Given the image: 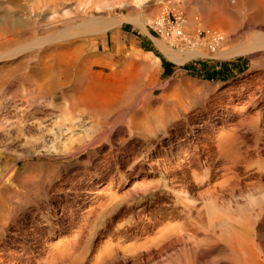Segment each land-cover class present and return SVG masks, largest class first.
Wrapping results in <instances>:
<instances>
[{
  "label": "bare ground",
  "instance_id": "bare-ground-1",
  "mask_svg": "<svg viewBox=\"0 0 264 264\" xmlns=\"http://www.w3.org/2000/svg\"><path fill=\"white\" fill-rule=\"evenodd\" d=\"M143 1L0 0V134L7 140L11 138L16 145H14V152L12 150L13 156H9L10 150L6 151L8 153H5L6 155L0 151V249L9 244L11 251L5 254L13 259L19 258L18 260L10 259L11 263H4L0 255V264H58L61 257L70 252L69 250L72 252L73 244L71 245L69 241L50 244L47 241V237L54 233L55 222L66 220L68 229L77 224L74 241L80 236L82 230L88 227H93L94 232H97L99 226L96 225L99 224L107 230L106 223H111V208L114 209L119 203L115 195L111 194L108 200L109 206L101 205L98 210H93V207L89 208L93 198L91 192L97 188L99 183L107 179L110 183L112 176L107 175L106 172L111 165H114L115 172H118V161L128 153L130 142L140 144L139 151H135L132 163L142 157H147L155 146L153 142L158 134L167 138V141L157 140L160 148L166 152V148L173 145L171 141L173 137L169 128L173 127V123L178 124L180 121L184 122L185 126L196 130L191 131L195 132L191 133L193 136L191 140L188 134H184L187 138L184 139V144L180 145V149L184 146L191 147L192 153L184 150L183 160L191 162V159L203 158L202 163L207 166L204 172L208 180L214 175L211 174V169L220 172L219 179L212 187L214 189L211 194L213 195L211 196L212 201L204 202V216L194 217L195 221H188L186 217L187 224L192 230L186 231L187 229L184 228L186 224L168 227L166 226L168 221L166 223L164 221L163 225L161 224L162 227H159V234H154V237L150 236V240L152 237V240L159 239L160 243L163 241L161 248H168L173 241L178 242L179 247L175 246L174 251L168 256L165 252L167 258L161 260L165 264H187L188 255L197 250L200 251L203 246L196 229H203L205 222L209 225L218 222L223 227L221 238L230 243V249L246 254L249 246H247L245 236L234 231L229 224L231 219L215 212L211 205L214 200L221 198L222 194L225 195V192L226 194L241 192L243 185L246 184H244V177L240 171L243 167L250 166L252 160L248 157L249 149H243L241 146L243 139L240 130L245 128L246 131L254 132L258 139L261 138L262 133L261 131L258 133L257 126L243 116L229 125H226L227 120L225 119L232 120L228 110L243 115L252 95L239 101L237 106L225 102L222 106L226 111L220 110L214 113L211 120H215L218 114L223 125L214 132L216 134L213 133L214 135L207 137L213 138V149H211L208 141L204 138L200 139L199 135L201 130L210 126V117L209 120L204 119L200 124H194V118H189L185 114L186 100L189 102L190 99L188 97L189 99L185 100V97L188 95L185 94L184 97L185 105L181 103L182 95L175 98L180 99V102L172 101L174 103L170 105L171 107L167 105L169 102L164 96V91L159 96L158 94L155 96V88L158 86L155 78L158 57L135 49H128L129 52H125L128 50L125 44L126 37L121 33L123 23L130 22L142 31L146 30L147 24H153L152 21L150 22V16L156 10L152 8L154 6H151L152 0L142 3ZM195 1L170 0L169 2L176 15L188 17L183 21L185 24H182V20L179 22V27L184 34V29L193 28L201 18V25L209 34L219 31L218 29L221 30L222 34H215L216 38H211L215 41V46L217 41L225 37L228 41L235 42V46L232 45L233 50H227L223 55L232 56L247 53L256 47L263 46L264 48V35L251 36L250 24L246 28L250 31L233 32L237 26L242 25L239 16L247 15L254 23L264 18V0H232V3L226 0L218 4L215 2L210 6L209 1L208 8H205L206 11L200 16H197L200 10ZM162 19L157 20L155 25H162ZM252 20L249 21L252 22ZM162 35L175 43L174 36L168 37L164 33ZM248 35H250L249 39H247ZM185 36L188 37L186 34ZM242 40L244 42H241ZM240 42L248 44L242 46L239 45ZM198 53L200 52L193 50L181 57L179 54L168 51L166 55L169 59L179 63ZM176 84V86L181 85V82ZM36 85H40L41 89L45 86L42 92L46 90L49 92L42 93L39 89L40 95L39 91L34 95L27 94L29 91L32 92L31 90H34ZM32 87L34 89H31ZM195 119L198 122L202 117L199 115ZM9 124H11L10 127H8ZM0 146V149H3V145ZM81 157L85 158V162L80 164V168L65 165L64 170L66 171L62 175L58 174L59 172L53 173V168L48 166V162H40L42 159L77 160ZM35 159L37 162H32ZM94 159L96 161L92 163ZM23 160L25 163L21 164ZM213 160L217 162V165L208 163ZM37 184L40 189L47 187V190L53 184V190L57 191L55 200L52 201L48 192L44 191L43 195L46 200L44 204L40 205L36 201L30 202V207L17 213L16 209L19 206L16 208L17 205L14 206L13 202L15 204L18 202L23 189L35 187ZM183 192L181 190V194ZM178 196L184 198L182 195ZM253 201V203L264 201V194H259ZM155 204L160 205L158 198H155ZM180 204L187 206L186 215L191 218L190 213L192 209H195V205L185 202ZM53 205L57 209L51 212ZM85 208L89 209L85 211ZM143 208H138V211H142ZM81 210L83 213L80 214ZM147 218L150 220L152 217ZM128 222L130 225L127 229L132 230L133 222L132 220ZM208 231L206 238L211 237V235L207 236ZM165 233H172L174 236L164 239ZM118 238L123 239L114 243L111 240L101 243V248L107 250L99 257L108 258L118 249L125 253L142 247L139 246L137 240H133L129 245L131 241L127 242L133 237L128 234ZM206 238L204 237L205 240ZM88 239L91 241V238ZM29 240L32 242H28ZM63 244L64 246L61 247ZM31 246L32 250L28 252ZM152 246L153 244L150 248ZM82 249L85 250L84 247ZM143 251L145 252L146 249ZM150 253L149 251L148 254ZM72 255L69 253V256ZM81 257H77L73 264H77Z\"/></svg>",
  "mask_w": 264,
  "mask_h": 264
},
{
  "label": "rangeland",
  "instance_id": "rangeland-1",
  "mask_svg": "<svg viewBox=\"0 0 264 264\" xmlns=\"http://www.w3.org/2000/svg\"><path fill=\"white\" fill-rule=\"evenodd\" d=\"M145 1L146 0H144L142 3H144ZM162 1H165L167 4L165 2L163 4ZM198 1L199 0H196L195 4H197V7L201 12L199 11L197 16H200L202 12L206 11L209 1V6L213 5V3L215 2L216 4L226 2V0H200L199 3ZM228 1L230 3L233 2L232 0ZM169 2L170 0H152L151 6H154L152 8L156 11L150 16V22L152 21L153 24H147L145 31H142L138 27H134L130 22L123 23L124 25L121 28V33L126 37V50H140L143 53L147 52L145 54H149L151 56L155 55L158 57L157 72L155 73L157 83L156 85L158 86H156L155 88V96L157 94V96H159L160 93L164 91V96L167 98V102H169L167 103V105L171 107V104L174 103L172 101L178 100L175 98H177L178 96L181 97L183 95V97H181V103H184L183 105H185V103L187 102V112L185 110V114L189 118H194V124H200L202 123V121H204V119L209 120L210 117V126L205 127L203 131L201 130V133L199 135L200 139H206L209 143L210 148L213 149V138L209 139L207 137H211V135L216 134L214 132L217 131V129H219L218 127H221L223 123L219 119L220 115L217 114V118H215V120H211V117L215 112H218L220 110L226 111L222 106L225 102L237 106L239 105V101L247 99L248 95H252L251 101L249 100V103L246 104L244 114L242 115L241 113L239 114L238 112L228 110V113L230 114L232 120L226 118L225 121H227L225 123L226 125L235 123L243 116L251 120L253 125L255 124L257 126L258 133L260 131L262 133L261 138L258 139L254 132L246 131L245 128H242L240 130L243 139V143L241 146L243 149H249L248 157L252 160L250 166L243 168L241 167L242 171H240L241 168L239 169L241 175L244 177V184L246 183L245 185L247 186L243 185L242 191H237L238 193L235 192L234 194H231L228 192L226 194L225 192V195L222 194V196H220L221 198L214 200L213 204L211 205L215 212L221 214L222 216H227L231 219L229 224L234 231L245 236L247 246H249L246 254H242L230 249V243L224 241L223 238H221V231H223V227L220 226L218 222H216L214 225H211L212 223L209 225L208 222H205V227H207V229L205 227L203 229H196V231L198 230L199 232L200 230L201 232H196L203 243V246L200 249L201 252L197 250L195 252L196 254L192 253L188 255L187 264H264V201L253 203L255 197H257L259 194H264V48L263 46L256 47L247 53H238L233 54L232 56L223 55L225 51L233 50L234 47H232V45L235 46V42L228 41L226 39L227 37H225L223 40L220 39L219 41H217L216 47H214V49H211L208 39L213 37L216 38L215 34L220 35V33L222 34V32L220 29H218L219 31L209 34L208 31L205 30L206 28L201 25V18L199 19V23L193 28L187 30L184 29L185 31L183 30L188 36L185 38V40H180L176 44L172 43L168 38L162 35V32L160 30H158L155 25L156 21L163 18L165 19V21L168 20L172 24L181 22V20L182 24H185V22L183 21L187 20L188 17H179L178 15H176L172 11L173 8L170 7L171 3ZM201 5L205 6L203 7ZM239 19V21L242 22V25L237 26V28H239L240 26L242 28L240 27L238 30L237 28H233L235 29L233 32L247 31L250 29L251 31H249L251 36L255 34L264 35V18H261L260 21H256L255 23L249 16L247 17V15L239 16ZM241 19L243 21H241ZM249 20H252V22ZM244 23L246 26L244 25ZM257 23H259L260 25ZM248 24H250L251 27L249 25V29H246L248 27ZM252 26H254L255 29ZM251 32L253 33L251 34ZM250 35L247 36V39L250 38ZM243 40L241 42H244ZM241 42L239 43V45L245 46V44H248L245 42V44L243 43V45ZM129 50L125 52H129ZM167 50L175 54H179V56L181 57L186 56V52L193 50L199 51L200 53L178 63L167 57ZM183 66H187V68H184ZM179 81L181 82V85L178 84V86H176V83H180ZM185 83L186 87L184 86ZM188 83L190 84L188 85ZM182 85L183 88H181ZM38 86L36 85L34 87L35 89L32 87L31 89L34 90H31L32 92L29 91L27 94L34 95L37 94V91H39L38 94L40 95L41 92L45 90V86L42 87V89L40 88V85ZM39 89L41 90V92ZM46 92L49 91L46 90L42 93ZM190 92H193L194 94H190ZM165 93L168 94L165 95ZM185 94L188 96L185 97ZM190 95H192V98L190 97ZM168 96L170 97L168 98ZM184 97L185 100L186 98H190L189 102L188 100H186L185 102ZM178 101L180 102V99ZM199 115L202 117V119H200L201 122H197V120L195 119ZM172 125L173 127L171 126L169 128V132L172 133L173 138L171 141L173 142V145L168 146V148H166V152H164L163 149L160 148L157 140L163 139L167 141V138H163V135L158 134L155 137V141L153 142L155 143V149L153 148L147 155V157H142V159H139L132 163V159L134 158V154L136 153L135 151H139L140 144L136 142H130L129 149L127 151L128 153L118 161V172H115L114 165H111L109 170H107L106 172L107 175L112 176L110 183H108L109 181L107 179L104 182L99 183L97 188H95L91 192V197L93 198L89 208L93 207V210H98V207H100L101 205L109 206L108 200L109 195L111 194L115 195L116 200L119 203V205L114 209L113 207L111 208V223H106L107 230L103 229L99 224H97L96 226H99L97 232H94L93 227H88L89 230L87 228L83 229L80 236H78L79 238L77 237V240L74 241L73 237L77 233V224L69 228V230L66 227V220L60 221L59 223L55 222L56 226L54 228V233L50 237H47V241L50 244H61L62 242L69 241L71 245L73 244V248L74 245L76 246L75 248H78H74L75 250L72 248V252L71 250H69V253L73 255L69 256L68 253L66 256L70 257V259L66 256L61 257L62 259L58 262V264H73L75 259L77 257L80 258L81 256L83 257H81L80 261L77 262V264H96L97 262H99L97 264H135V262H138V264H156V262L160 261L163 258V256L166 254L165 252L172 253L174 251V247L177 246V244L179 245L178 242L172 240L173 242L171 241L172 243L169 246L170 251H165L164 249H160L161 251L159 250V246L162 245V242L160 243L159 239L152 240V237H154V234H159V227H162V223L164 221L165 223L168 221V224H166V226L168 227L180 226L181 224L184 226L186 224L187 226H184L185 230L187 229L186 231H190L192 229H190L191 227L187 224V218L188 221H195L194 217L204 216V202L206 201L207 203H210L212 201L211 196L213 195L211 194L214 190L212 187L218 181L220 172L216 169H211V174L214 175L211 176L208 180V176L205 175L207 166L202 163L203 158L191 159V162H186L185 160H183V157L185 155L184 150H189L190 153H192V149L191 147L187 146H184L183 149H180V145H182V143L184 144V139L187 138L185 135L188 134V138L191 140V138L193 137L191 133H195L191 131L196 130L191 127L185 126L184 122L182 121H180L178 124L173 123ZM10 126L11 124H9L8 127ZM0 137L2 138H0V145H3V149H0L1 153H3V155H6V151L10 150L8 152L9 156H13L12 150H15V141H13L11 138H8L9 140H7V138L3 135ZM11 143L13 144V146H11ZM202 144L203 143H201V145ZM70 160L71 159L65 158H51L42 159L40 162H48V166H50L51 169L53 168V171H51L53 173L59 172L58 174L61 175L66 171L64 170L65 165L73 168H80V164L85 162L84 157H81L77 160ZM95 161L96 160L94 159L92 163H95ZM32 162L37 161L35 159ZM20 163H25V160L21 161ZM208 163H210L211 165H217V162L215 160H213V162L209 161ZM38 185L39 184H37L35 187H29L27 188L28 190L26 188L22 190L18 202H16V204L15 202H13L14 206L17 205L16 208L19 206L18 209H16L17 213L27 209V207H30L31 203L35 201L39 202L40 205L44 204L46 202L43 195L44 191L48 192V195L52 201L55 200L57 191L53 190V184H51L48 190L47 187H45L44 189H40ZM181 190L182 192L185 191L186 193L184 194L183 192L181 194ZM29 191L34 192L31 195V192ZM176 193H178V195L184 196V198L175 195ZM230 194L231 196H229ZM29 197L30 199L28 200ZM33 197L35 199H33ZM155 198H158L160 200V205L157 206L155 204ZM20 199L22 202L20 201ZM183 201L185 203H191L195 205V209H192L193 213H190V215L192 214L190 216L191 218L186 215L187 206L185 207L183 204H180L184 203ZM177 202L178 204H176ZM182 205L184 207H182ZM140 207H144L142 211H138V208ZM158 207L161 208L157 209ZM89 208H85V211ZM54 209L57 208H55V206L53 205L51 212H53ZM147 212L149 213L147 214ZM79 213H83V210L79 211ZM198 213L199 215H197ZM147 217L152 218L150 220H147ZM183 219L185 220L183 221ZM51 220L54 221V218L51 217ZM131 220L133 222V229L128 230L127 226L130 225L128 221ZM137 225L138 227H136ZM207 231L209 232L207 236L211 235V237L209 236V238H206ZM90 233L93 234L91 235ZM89 234L91 235V237ZM126 234L133 237L127 242L129 243L131 241L129 245H131L133 240H137L139 246L141 245L142 247H137V249L130 252L126 251L125 253H122V251L118 249L116 252H113L112 255H110L111 257L115 253L114 256L111 257L112 260L109 256L108 258L103 257L104 259L102 257H99L102 256L105 250H107L101 248V243L107 240H111L112 243H114L115 241L124 238H118L119 236L121 237V235ZM108 236H110L111 238L109 239ZM150 236H152V241L150 240ZM171 236L173 237L174 235L172 233H165L164 239L170 238ZM144 237L146 238L144 239ZM204 237L206 238V240L204 239ZM88 238H91V241ZM87 240L89 242H87ZM141 240H143V242ZM28 242H32V240H29ZM75 242L77 243V245ZM87 243L89 244L88 247ZM152 244V248L157 251H154L152 248H150ZM71 245L70 247H72ZM63 246L64 244L61 245V247ZM10 247L11 246L8 244V246H4L0 249V255L3 258L4 263H11L10 259H13L12 257L10 258L9 255L5 254L8 253V251H11ZM82 247H84L85 250H83ZM178 247L179 246H177V248ZM43 249H45V247ZM144 249H146L145 252L150 251L151 253L148 254L147 252L146 254L143 251ZM31 250L32 246L28 248V252H30ZM81 250L83 251L81 252ZM83 252L84 255L82 254ZM158 252L160 253V255L163 253V256L158 255ZM79 253L81 254L80 257ZM151 256L153 260L150 259ZM156 256L159 257L157 258ZM65 257L69 260H66ZM146 257L148 258V260ZM18 259L19 258H14L13 260ZM107 259L109 260L107 261ZM94 260L97 262H95Z\"/></svg>",
  "mask_w": 264,
  "mask_h": 264
},
{
  "label": "built area",
  "instance_id": "built-area-1",
  "mask_svg": "<svg viewBox=\"0 0 264 264\" xmlns=\"http://www.w3.org/2000/svg\"><path fill=\"white\" fill-rule=\"evenodd\" d=\"M162 23V25H156V27L162 32V34L164 33L168 37L174 36L175 43L179 42L180 40H185L186 36L182 32V29L179 27V22L172 24L168 20L165 21V19H162ZM208 40L210 42L209 45L211 46V49H214V47H216L215 41L211 40V38Z\"/></svg>",
  "mask_w": 264,
  "mask_h": 264
},
{
  "label": "crops",
  "instance_id": "crops-1",
  "mask_svg": "<svg viewBox=\"0 0 264 264\" xmlns=\"http://www.w3.org/2000/svg\"><path fill=\"white\" fill-rule=\"evenodd\" d=\"M166 239H167V238H166ZM162 243H163V241H162ZM169 248H170L169 246H168V248H161V245L159 246V249H161V250L165 249V251H166V250H169ZM166 253H167V252H166ZM170 254H171V253H167L166 256H168V255H170ZM166 258H167V257H165V255H164L162 259H163V260H166ZM169 258H171V257H169ZM163 260H161V262L158 261V263H156V264H165V262H164ZM183 264H184V263H183Z\"/></svg>",
  "mask_w": 264,
  "mask_h": 264
},
{
  "label": "trees",
  "instance_id": "trees-1",
  "mask_svg": "<svg viewBox=\"0 0 264 264\" xmlns=\"http://www.w3.org/2000/svg\"><path fill=\"white\" fill-rule=\"evenodd\" d=\"M164 65H166V64H164ZM184 68H187V66H183Z\"/></svg>",
  "mask_w": 264,
  "mask_h": 264
}]
</instances>
